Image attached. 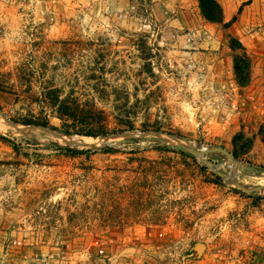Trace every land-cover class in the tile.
I'll return each instance as SVG.
<instances>
[{
  "label": "rangeland",
  "instance_id": "obj_1",
  "mask_svg": "<svg viewBox=\"0 0 264 264\" xmlns=\"http://www.w3.org/2000/svg\"><path fill=\"white\" fill-rule=\"evenodd\" d=\"M217 1L0 0V264H264V0Z\"/></svg>",
  "mask_w": 264,
  "mask_h": 264
},
{
  "label": "trees",
  "instance_id": "obj_2",
  "mask_svg": "<svg viewBox=\"0 0 264 264\" xmlns=\"http://www.w3.org/2000/svg\"><path fill=\"white\" fill-rule=\"evenodd\" d=\"M198 5H199V9L203 15V17L212 24H221L223 22V11L222 8L220 6V4L218 3L217 0H197ZM247 60L246 55L244 56ZM244 60L242 59H235L234 61V69H235V75H236V81L238 83L239 86L244 87L249 83V64H245V62H243ZM53 94L54 96V100L56 102H60V105H58V107L56 108V110L54 111V113L57 115L58 119L61 121L64 120H71V121H77L80 120L81 118H86V119H96L97 117L100 116V118L102 117L101 114H103L102 112H98L97 110L94 109H86V108H80L78 106L75 107H70L68 105H66V101L62 100L60 101L59 98L57 97L58 93L56 91H51L48 92L47 94ZM100 113V115H99ZM98 114V115H97ZM99 118V119H100ZM25 122H35V121H25ZM43 122H48L47 119L44 120ZM43 127H48L47 123L42 124ZM95 129V128H92ZM96 130H91L90 132H86L85 135L87 137H93L96 138L97 136H102L105 135L103 134V132L98 133ZM0 140L4 141L5 138L0 136ZM66 155L68 157H77L80 155H88L90 153H92L94 150H73L70 148H65L64 149ZM96 151V150H95ZM102 153L105 154H111L113 153V151L111 149L108 150H101Z\"/></svg>",
  "mask_w": 264,
  "mask_h": 264
},
{
  "label": "bare ground",
  "instance_id": "obj_3",
  "mask_svg": "<svg viewBox=\"0 0 264 264\" xmlns=\"http://www.w3.org/2000/svg\"><path fill=\"white\" fill-rule=\"evenodd\" d=\"M65 141L73 143V144H79L80 143V144H86V145H89V144H95L96 145V144L102 143L101 140H95V139L88 138V137H83V138L82 137H73L70 139L66 138Z\"/></svg>",
  "mask_w": 264,
  "mask_h": 264
}]
</instances>
